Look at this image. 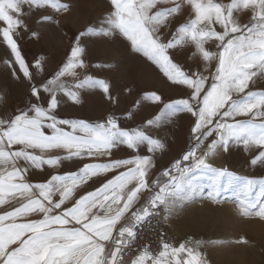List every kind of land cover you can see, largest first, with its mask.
<instances>
[{
	"label": "snow or ice",
	"instance_id": "snow-or-ice-1",
	"mask_svg": "<svg viewBox=\"0 0 264 264\" xmlns=\"http://www.w3.org/2000/svg\"><path fill=\"white\" fill-rule=\"evenodd\" d=\"M110 3L113 10L98 34L124 37L133 51L190 94L165 102L156 92L145 93L144 100L162 107L158 115L133 129L122 127L114 115L95 123L59 118L57 110L65 99L82 103L81 90H101L113 99L108 80L81 75L87 73L88 64L80 38L97 30L80 32L63 66L46 82L33 83L36 102L14 116L0 117V264H208L199 250L201 241L177 246L161 237L160 250L154 251L150 244L141 246V232L161 211L172 213L197 198L219 204L234 186L233 202L240 215L264 220V181L209 163L210 157L236 145L258 152L252 165L264 164V90L250 88L256 80H264V0ZM44 8L70 11L62 0H0V41L10 56L6 63L14 75L18 65L30 82L35 77L17 37L28 30L29 14ZM186 11L188 19L177 25ZM245 14L247 21L242 20ZM182 48L202 63V71L185 70L175 62L171 52ZM35 67L43 71L39 60ZM179 112L195 118L191 146L153 179L155 156L166 145L151 130ZM120 146L135 154L113 159V150ZM85 158L90 162L76 172L54 174L40 183L27 179L32 170L58 169ZM102 158L107 159L100 162ZM97 179L99 187L77 197L81 186ZM145 193L147 198L137 207Z\"/></svg>",
	"mask_w": 264,
	"mask_h": 264
},
{
	"label": "rangeland",
	"instance_id": "rangeland-1",
	"mask_svg": "<svg viewBox=\"0 0 264 264\" xmlns=\"http://www.w3.org/2000/svg\"><path fill=\"white\" fill-rule=\"evenodd\" d=\"M62 2L69 4V12L56 13L51 8L34 9L26 18L28 30L22 31L17 37L22 54L35 77L34 81L25 78L18 65H14L16 74H13V68L6 63L10 59L9 49L0 41V96L3 97L0 100V117L14 116L29 103L36 102L31 95L33 83L39 85L50 79L66 62L79 33L89 28H95L97 32L80 38L88 64L87 73L81 72V75L89 74L108 80L113 99L109 100L101 90H81L82 103L76 104L65 99L57 110L59 118L95 123L114 115L120 118L122 127L133 129L158 115L162 107L144 100L145 93L156 92L165 102L188 98L190 90L172 84L154 63L133 51L130 42L124 37L98 34L106 27V18L113 10L110 0ZM44 16H50L51 21H43ZM187 19L186 11L176 24ZM247 19L246 14L242 16V20ZM57 20L58 24L55 22ZM32 32L37 35L33 36ZM171 54L185 70H203L202 63L195 61L188 49L172 50ZM38 60L43 71L35 67ZM250 88L264 90V80H256ZM137 101H140L138 107ZM129 112L132 113L131 118L128 117ZM194 119L190 113L179 112L160 128L151 130L153 136L160 138L166 145L165 150L155 156L153 179L159 178L166 168L181 159L189 149ZM127 151L135 154L130 149ZM141 154H146L143 149ZM256 155V150L245 151L242 146L232 145L227 152L220 151L210 157L209 163L217 168H227L240 177L264 181V164H251ZM84 161H68L58 169L45 166L43 170H32L27 179L32 183H40L54 174L76 172ZM201 182L207 183V180ZM260 187L258 183L257 193ZM234 198L235 186L221 196L219 204L197 198L168 213L166 224L180 243L201 241L199 250L205 254L208 264H264V220L241 216L237 203L233 202ZM241 239L248 242L237 243Z\"/></svg>",
	"mask_w": 264,
	"mask_h": 264
},
{
	"label": "built area",
	"instance_id": "built-area-1",
	"mask_svg": "<svg viewBox=\"0 0 264 264\" xmlns=\"http://www.w3.org/2000/svg\"><path fill=\"white\" fill-rule=\"evenodd\" d=\"M168 213L160 212L158 216L152 219L150 224L144 225L140 240L141 246L147 243L150 244L154 251L160 250V239L163 237L167 241L179 245L180 241L177 237L171 232L166 224Z\"/></svg>",
	"mask_w": 264,
	"mask_h": 264
},
{
	"label": "crops",
	"instance_id": "crops-1",
	"mask_svg": "<svg viewBox=\"0 0 264 264\" xmlns=\"http://www.w3.org/2000/svg\"><path fill=\"white\" fill-rule=\"evenodd\" d=\"M131 156H133L131 153H129L127 151V149L124 146H120L119 148H116L113 150V159H126V158H130ZM107 158H102L100 162H103L104 160H106ZM86 162H90L87 158H85L84 163ZM101 181L99 179H97L95 182L89 181L86 185L81 186L78 190H77V197L79 195L84 194L87 191H94L97 187H99ZM147 193H145L144 197L140 200L139 204L137 205L140 206V204H142L144 202V200L147 197ZM0 212H2V209H0Z\"/></svg>",
	"mask_w": 264,
	"mask_h": 264
}]
</instances>
